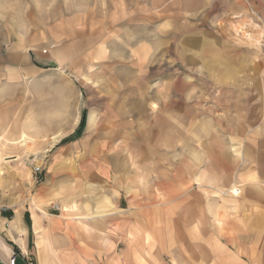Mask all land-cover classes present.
Masks as SVG:
<instances>
[{"label": "rangeland", "instance_id": "1", "mask_svg": "<svg viewBox=\"0 0 264 264\" xmlns=\"http://www.w3.org/2000/svg\"><path fill=\"white\" fill-rule=\"evenodd\" d=\"M0 53L32 264H264V0H0Z\"/></svg>", "mask_w": 264, "mask_h": 264}, {"label": "crops", "instance_id": "2", "mask_svg": "<svg viewBox=\"0 0 264 264\" xmlns=\"http://www.w3.org/2000/svg\"><path fill=\"white\" fill-rule=\"evenodd\" d=\"M31 60L25 54H1L0 53V84L1 80L7 78L9 73L15 72V68L22 69L24 72L25 68H30ZM43 180V179H42ZM47 187L43 188L42 193L48 195L47 197H53L58 189L57 184H48ZM1 194V193H0ZM2 197V194H1ZM5 200V198H3ZM5 205L9 208L8 211L0 213V264H9L11 257L17 256L18 264H32L30 254L33 243L34 233L37 234L38 239L36 241V249L39 254L43 251L42 244V233L43 226L45 223H50L48 220L47 213L38 205H34L33 210L27 211L19 208L16 212L10 210L14 206V202L5 200ZM16 204V203H15ZM13 205V206H12ZM22 206V205H21ZM73 211V210H72ZM29 212L31 219V230L33 234H30V227L27 224L25 214ZM70 210L65 207L63 208V214H70ZM64 214V215H65ZM47 221V222H46ZM84 227L88 228L85 223ZM55 227V226H54ZM14 245L19 249L16 252ZM30 253V254H29Z\"/></svg>", "mask_w": 264, "mask_h": 264}, {"label": "built area", "instance_id": "3", "mask_svg": "<svg viewBox=\"0 0 264 264\" xmlns=\"http://www.w3.org/2000/svg\"><path fill=\"white\" fill-rule=\"evenodd\" d=\"M32 172H33L34 183L41 182L42 181V176L41 175H42V172H43L42 166L41 165H36L33 168ZM8 210L9 209L3 203V200H2L1 195H0V213L6 212ZM9 264H18V260H17L16 256L11 257V259L9 261Z\"/></svg>", "mask_w": 264, "mask_h": 264}, {"label": "trees", "instance_id": "4", "mask_svg": "<svg viewBox=\"0 0 264 264\" xmlns=\"http://www.w3.org/2000/svg\"><path fill=\"white\" fill-rule=\"evenodd\" d=\"M82 125H84V121H83V124H82ZM70 139H72V137H71ZM25 217H26L27 224H28V226L30 227V234L32 235L33 232H32V230H31V219H30V214H29V212H27V213L25 214ZM14 248H15L16 252L19 251V249H18V247H17L16 245H14Z\"/></svg>", "mask_w": 264, "mask_h": 264}, {"label": "bare ground", "instance_id": "5", "mask_svg": "<svg viewBox=\"0 0 264 264\" xmlns=\"http://www.w3.org/2000/svg\"><path fill=\"white\" fill-rule=\"evenodd\" d=\"M235 193H237L236 195L239 196V194L241 193L239 189H236L235 190ZM233 194H234V191H233Z\"/></svg>", "mask_w": 264, "mask_h": 264}]
</instances>
